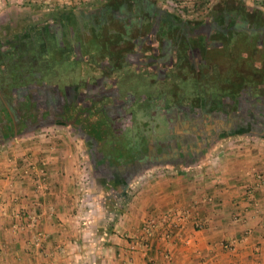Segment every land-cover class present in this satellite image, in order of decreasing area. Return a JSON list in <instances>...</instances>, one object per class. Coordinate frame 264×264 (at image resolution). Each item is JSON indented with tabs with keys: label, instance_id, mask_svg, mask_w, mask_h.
Returning <instances> with one entry per match:
<instances>
[{
	"label": "crops",
	"instance_id": "1",
	"mask_svg": "<svg viewBox=\"0 0 264 264\" xmlns=\"http://www.w3.org/2000/svg\"><path fill=\"white\" fill-rule=\"evenodd\" d=\"M205 1L207 11L199 18L206 29L197 33L195 53L189 51L195 60L187 64L182 50L180 65L165 69L162 78L150 75L144 82L157 93L169 92L165 100L90 97L91 108L84 116L70 118H75L74 124L22 130L0 143V264H264V138L226 135L192 162L173 164L165 159L172 135H187L196 127L210 132L208 128H217L229 117L232 124L235 117L230 113L235 110L255 115L257 110L250 112L255 98H264V0ZM135 2L179 20L197 17L172 13L160 0H0V22L17 18L76 24L78 38L74 31L56 37L50 27L47 38L56 37L57 48L72 39L79 47L75 56L82 54L84 59L77 77L62 81L55 78L56 70L52 74L54 65H44L53 56L39 45L27 58L21 53L18 43L27 41L30 32L0 30V60L5 61L0 72L17 77L8 84L5 106L13 108L21 87L41 95L38 104L45 111L62 86L80 78L96 91L108 88L110 81L93 82L104 71L90 63L94 57L104 62L107 46L125 34L115 28V37L103 26L101 34L93 30L92 47L84 34L94 22L106 20L114 26L116 17L128 16ZM33 6L45 7L46 12L29 11ZM63 7L75 8L67 21L57 19ZM101 9L106 19L99 17ZM73 15L79 18L69 20ZM225 22H233L226 33ZM230 39L234 40L229 45ZM124 40V48H129L130 40ZM249 54L255 61L245 66ZM142 105L149 106L146 114L137 112ZM180 108L194 114L185 112L182 117L179 113L185 110ZM161 115H166V122ZM27 159L44 169L45 190L20 174V163ZM27 213L37 218L34 229L23 224ZM36 230L42 234L39 247L31 240ZM229 241L232 249L223 247Z\"/></svg>",
	"mask_w": 264,
	"mask_h": 264
},
{
	"label": "flooded vegetation",
	"instance_id": "2",
	"mask_svg": "<svg viewBox=\"0 0 264 264\" xmlns=\"http://www.w3.org/2000/svg\"><path fill=\"white\" fill-rule=\"evenodd\" d=\"M130 8L131 11L128 16L125 17V15L121 13L116 17L114 26L106 20L96 23L94 22V25L92 23L93 27L91 31L84 34V36L89 37L90 40L91 37L94 39V31H100L101 34L102 27L107 26L106 32L108 31L110 34L118 37L117 34H119V32H116L115 29L117 28L126 35V38H128L132 44L129 48H124L125 46L123 44L127 41L124 40L125 37L122 35L121 39L118 38L116 43L107 46L109 47L110 52L104 56L106 59L104 62L103 59L99 61L96 60L95 57L92 59L93 62L90 64H98L97 67H102L104 71V74L101 73L100 77L97 76L93 82L105 83L110 81V84L108 85L109 87H106L103 91H96L95 88H91L89 86L85 79L81 80L80 78L78 79L79 82L76 84L62 86L63 88L61 87V91L59 90L55 97H51L50 102L53 104L45 111L43 110V106H39L38 104H42L39 101V97L41 95H34L32 91L27 93V89L30 88L21 87L18 92L19 94L14 98L13 108L10 110L7 106H5L4 101L7 98V91L11 88H8V86L2 82L7 78V74L3 71L0 72V103L3 102L1 104L5 106L3 107L5 114L0 118V143L5 142L7 139L15 136L16 134H20L22 130H29L46 125L55 126L69 121H72L71 124H74L77 116L80 115L83 117L86 112L85 109L91 108L90 103L87 102V98L90 99V97L102 98V95H111L112 97H115V95H123V97L127 98L125 100H129L131 97L145 100L153 98H160L161 100L163 98V100H165L168 96H170L169 92H164L163 90L162 92L164 93L161 91V93H157L158 91H155L151 83L149 84L144 82L149 79L148 76L150 75L151 77L157 79L164 74L165 69L168 67H171L172 65H180L183 60L179 57L182 50L186 55L187 64L192 63L195 60V57L189 56V51L195 53V48H198V41H200V39H197L198 34L202 30L205 31L206 25L203 24L204 21L200 20L199 17H193V21L191 19L190 21H186L185 18L179 20L176 19L177 17L174 15H168L162 9L155 10L151 5L146 7L144 5H138L135 2L129 7V9ZM137 9H142V13H137ZM107 10L111 11L110 8ZM99 17L106 19V10L101 9ZM78 18V16L73 15V17L69 20L72 21L73 19ZM214 24L216 26V21H214ZM33 25L35 28L32 29L31 26L33 27ZM75 25L76 24H74V27ZM224 25V33H226L227 27H231L233 22H225ZM49 27L53 29L54 35L59 38L61 36L66 37L65 33H71L74 31V27H71L69 24L61 25L59 23H47V21L34 20L30 22L24 20L21 25V29L26 30V32H30L28 33V38L26 39L27 41L22 39L19 43L21 53H24L25 58H27V54L30 49H35V47H33L35 45H39L41 51L43 49L46 50L48 43V33L46 32L51 31ZM174 28L177 29L176 31H178V34L175 37H172L171 31ZM167 32L168 34H166ZM208 32L209 31H206L204 34L208 36ZM242 34L245 35V32L242 31ZM56 37L53 38V41L56 40L54 41V44L55 42L58 43V39ZM243 39L246 42V38ZM233 40L234 39H230L228 44H233ZM222 42L224 43V41ZM3 45L4 44L0 42V48H2ZM44 45H46V47ZM68 46L69 48L67 47V49L72 53L73 60H84L82 54L75 56L77 49H79L77 42L70 39ZM61 47H63V45ZM88 51L89 50H87V52ZM92 53L94 52H91V55H93ZM91 57L92 56L89 58L87 57L85 61L87 59H91ZM98 57L99 54L97 58ZM4 62V60H0V66H3ZM60 77L62 81L66 79L64 76ZM70 97L72 98L71 101L69 100ZM43 98L45 97L43 96ZM254 103V106L256 107L253 106L252 109H250V112L255 113L257 110L255 115H249V113L248 115H243V113L235 110V112L233 111V113H230L232 114V118L235 117V122L232 124L231 122L234 120L229 117L226 123H222L217 128L207 127L208 129L213 130L210 132L206 131L207 133L198 131V128L196 127L193 128L191 133H188L187 135L180 134L179 132L178 134L176 133L172 135V142H169L168 140L166 143V149L164 152L166 161L172 162L173 164H177L181 161L192 162L199 152L204 150L214 141H217L226 135L230 136L243 134L264 138V112L262 110L264 108V98L258 96L255 98ZM148 107L149 106L147 105H142L139 109H137V112L146 114ZM161 109H163V106H161ZM181 109L185 110L183 108H180L179 110ZM186 110L184 112H180L179 114L184 117L185 112H187ZM187 113L191 114L192 112ZM73 116L75 117L74 121L73 119L70 120ZM165 116L166 115H161L160 118L164 119L166 122L167 120ZM184 121L185 119L181 121V125H184V123L182 124ZM10 133L12 134L10 137L6 136V134ZM156 157L158 158L156 160L161 161V155H156Z\"/></svg>",
	"mask_w": 264,
	"mask_h": 264
},
{
	"label": "rangeland",
	"instance_id": "3",
	"mask_svg": "<svg viewBox=\"0 0 264 264\" xmlns=\"http://www.w3.org/2000/svg\"><path fill=\"white\" fill-rule=\"evenodd\" d=\"M161 4L164 5L166 8H168V10H170L172 13H179L180 15L187 17V15H197V17H201L204 16L206 13V9L208 7V5H205L204 10L197 12L195 14H193L192 12L189 13H185V12H181L182 11H186L185 8H191V5L193 3H195L198 0H160ZM167 1L171 2V5L168 4ZM194 5V4H193ZM22 7H19V9H21ZM50 8V7H47ZM12 9H17V8H12ZM29 11H40V12H46L45 7L42 6H33V7H28ZM49 11H51V9H47ZM10 18L9 19H5V21L0 22L2 24H4L5 22L9 23L8 27H10V29H6V30H10V31H17L19 28L21 29V25L23 24V19L22 20H18L17 18H15V20H11L10 22ZM73 24V25H72ZM72 26L74 27V23L72 22ZM74 31H76V34L74 35L75 38H78L77 36V30L74 28ZM126 38V35H125ZM90 42L87 41V44L89 47L93 46L92 40L89 39ZM47 47L46 45H44L47 49H46V53L50 54L51 58H47V60L45 61L44 65H48V67H50L51 65H54L53 69H52V74L53 72H55V70L57 71V75L55 76V78H59L60 76H64L67 77L69 80L73 79L75 77H77V67H82L83 64H81L82 61H78V60H73L68 59L69 55H71L67 49V45H63V47L60 48H56L54 46H58L54 44L53 39H51L49 37V40L47 41ZM54 50V51H52ZM58 50V51H56ZM53 53V55H51V53ZM256 56H253L252 54L248 55L247 58H245V66H248V62L249 61H255ZM43 65V66H44ZM228 67H232L230 64H228ZM230 69V68H229ZM229 73H232V70L228 71ZM236 74V73H235ZM54 76V75H53ZM12 82L11 79L6 78L3 83L8 86V84ZM30 106V104H29ZM52 126V125H50ZM37 130V129H36ZM226 142V141H225ZM36 164V163H35Z\"/></svg>",
	"mask_w": 264,
	"mask_h": 264
},
{
	"label": "built area",
	"instance_id": "4",
	"mask_svg": "<svg viewBox=\"0 0 264 264\" xmlns=\"http://www.w3.org/2000/svg\"><path fill=\"white\" fill-rule=\"evenodd\" d=\"M16 166H13V169L14 168L17 169L18 167ZM20 174L26 177L28 176L30 179H32L35 188L42 189V190L46 189L45 183H44V169L41 166H39V164H34L32 161L28 159L24 160L22 163H20ZM23 222H24L23 224L25 227L34 229L36 222H37V218L31 213H27L23 217ZM19 228H21V225L18 227V229ZM31 240L35 246L39 247L41 244V240H42V234L37 230L34 231L32 234ZM223 247L227 249H232L233 242L232 241L225 242Z\"/></svg>",
	"mask_w": 264,
	"mask_h": 264
},
{
	"label": "trees",
	"instance_id": "5",
	"mask_svg": "<svg viewBox=\"0 0 264 264\" xmlns=\"http://www.w3.org/2000/svg\"><path fill=\"white\" fill-rule=\"evenodd\" d=\"M194 4V5H193ZM192 5H191V8H185V10L186 11H182L181 10V12H185V13H189V12H192L193 14H195V13H197V12H200V11H202V10H204V8H205V4H206V1L205 0H198V1H196L195 3H193ZM71 8V7H70ZM68 8V7H63V8H61L60 10H57L58 11V15H57V19H59V20H61V19H65L66 21L68 20L67 18H68V16L70 15V14H73V10L75 9V8ZM57 19H55L56 21H57ZM42 20H43V18H42ZM8 25H9V23H7V22H5L4 24H2V25H0V30H5V29H10V27H8ZM30 27V26H29ZM31 28L33 29V28H35V26L33 25V27L31 26ZM37 31H38V29H37ZM37 31H34V32H37ZM33 32V33H34ZM28 35V34H27ZM24 37H26V35L24 36ZM15 38V40H20V38H17V37H14ZM27 39V38H26ZM19 43H20V41H19ZM18 43V45H20ZM16 71V70H15ZM11 73V72H10ZM18 73H19V71H18ZM13 74V75H12ZM16 73H11V74H7V78L8 79H11L12 81H15L16 80V78L17 77H14V75H15ZM17 81H19V79L17 80ZM0 109L3 111V112H0V118L2 117V116H4V114H5V111H4V108H2V104L0 103ZM12 134L10 133V134H6V136H11ZM201 153V152H200Z\"/></svg>",
	"mask_w": 264,
	"mask_h": 264
}]
</instances>
